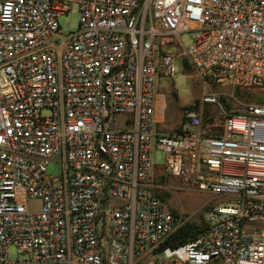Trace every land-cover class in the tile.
Instances as JSON below:
<instances>
[{"label": "built area", "instance_id": "2783aa9c", "mask_svg": "<svg viewBox=\"0 0 264 264\" xmlns=\"http://www.w3.org/2000/svg\"><path fill=\"white\" fill-rule=\"evenodd\" d=\"M176 56L214 83L263 87L264 0H0V264H264V103L223 111L215 134L201 109L158 131L156 79ZM156 149L165 173L223 201L176 212ZM188 221L204 229L169 244Z\"/></svg>", "mask_w": 264, "mask_h": 264}, {"label": "rangeland", "instance_id": "374dc122", "mask_svg": "<svg viewBox=\"0 0 264 264\" xmlns=\"http://www.w3.org/2000/svg\"><path fill=\"white\" fill-rule=\"evenodd\" d=\"M78 20L79 12L76 6H73L69 13L58 19L64 33L75 30ZM195 33L196 31H184L180 34L179 38L184 48L190 47L191 39ZM184 60L186 59L183 56L174 58L175 75L173 78L159 75V91L166 95L164 127L167 130L172 131V128L177 127L180 118L182 119L184 116L183 104L178 105L179 103H184V106L195 105L197 109H201L202 123L211 129L219 126L223 119V111L230 112L241 109L248 102L264 103V86L237 87L230 84H217L200 76L190 64L189 67H185ZM207 95L215 96L216 102H203V98ZM164 159V152L156 149L154 151L153 174L157 177L155 182L160 195L176 212L192 215L191 219H197L210 204H219L223 201V198L209 192L189 188L179 178L165 173L162 170ZM60 170V166L56 163H50L46 168V172L49 174H58ZM29 207L32 210H37L39 201L32 200ZM9 258H17L13 246L9 247Z\"/></svg>", "mask_w": 264, "mask_h": 264}, {"label": "crops", "instance_id": "0c3cea01", "mask_svg": "<svg viewBox=\"0 0 264 264\" xmlns=\"http://www.w3.org/2000/svg\"><path fill=\"white\" fill-rule=\"evenodd\" d=\"M158 83H159V76L156 79V100H155V113H154L156 128L160 132L177 134L183 129L185 118L184 116L182 117V119L180 118L178 126L172 128V131L167 130L166 127H164L166 122V118H165L166 95L165 93L159 91ZM180 104H183V107L188 106V105L184 106V103H179L178 105ZM203 127L208 134H215L221 128V123L219 124V126H217L214 129H211L210 127H207L205 125H203Z\"/></svg>", "mask_w": 264, "mask_h": 264}, {"label": "trees", "instance_id": "16d2710c", "mask_svg": "<svg viewBox=\"0 0 264 264\" xmlns=\"http://www.w3.org/2000/svg\"><path fill=\"white\" fill-rule=\"evenodd\" d=\"M183 64L185 67H189V63L186 60H184ZM183 109H197V107L195 105H188L183 107ZM203 229L204 225L202 223L199 224L194 221H188L177 229L172 236L173 241H168V243L172 245L185 243L199 235Z\"/></svg>", "mask_w": 264, "mask_h": 264}]
</instances>
